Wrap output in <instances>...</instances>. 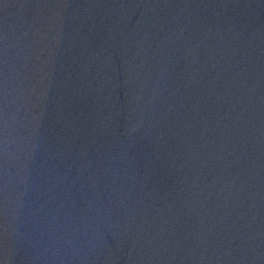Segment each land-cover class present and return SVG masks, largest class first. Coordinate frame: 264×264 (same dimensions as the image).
Instances as JSON below:
<instances>
[{
    "label": "water",
    "instance_id": "95a60500",
    "mask_svg": "<svg viewBox=\"0 0 264 264\" xmlns=\"http://www.w3.org/2000/svg\"><path fill=\"white\" fill-rule=\"evenodd\" d=\"M0 264H264V0H0Z\"/></svg>",
    "mask_w": 264,
    "mask_h": 264
}]
</instances>
